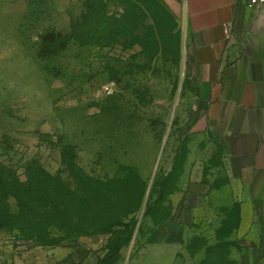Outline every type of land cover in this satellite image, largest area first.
<instances>
[{
	"label": "rangeland",
	"instance_id": "obj_1",
	"mask_svg": "<svg viewBox=\"0 0 264 264\" xmlns=\"http://www.w3.org/2000/svg\"><path fill=\"white\" fill-rule=\"evenodd\" d=\"M187 41L159 0H0V173L19 178L0 264L74 240H97L100 264H264Z\"/></svg>",
	"mask_w": 264,
	"mask_h": 264
},
{
	"label": "crops",
	"instance_id": "obj_2",
	"mask_svg": "<svg viewBox=\"0 0 264 264\" xmlns=\"http://www.w3.org/2000/svg\"><path fill=\"white\" fill-rule=\"evenodd\" d=\"M159 1L184 26L203 120L224 145L228 169L243 187L246 214L264 240V4ZM96 242L65 243L43 255L38 264H100ZM176 260V255L159 256L149 264ZM21 262L15 264H35L33 259Z\"/></svg>",
	"mask_w": 264,
	"mask_h": 264
},
{
	"label": "trees",
	"instance_id": "obj_3",
	"mask_svg": "<svg viewBox=\"0 0 264 264\" xmlns=\"http://www.w3.org/2000/svg\"><path fill=\"white\" fill-rule=\"evenodd\" d=\"M102 20H106L105 14H104V16H100V18L98 20H96V22L94 23V27L99 26V23ZM89 31H90V29H89ZM74 38H75L76 42H80L81 44H84V45L90 44V43H95V41H94L95 39L93 40V38H91L89 35H88V37L83 38L82 40L79 39L78 36H74ZM43 174H45L47 177H49L52 180L51 183L48 185L49 189H51L49 192L50 196L54 195L56 200H58V201L61 200L62 197L65 195L64 191L63 190L61 191V186H60L63 179L60 177L54 176L52 174H49L45 171H42L41 173L39 172L38 177L41 179L42 177H44ZM16 181H19V178H17V177L12 178L11 176H9L5 172H4V174L0 173V197L2 199V203L3 202L7 203L11 196L15 195L16 197H18L19 192H18V189L14 183ZM96 185H97L95 187L96 189H93V187H91L90 189L87 190V197L90 198L91 200H93V198L95 196L92 190L97 191V193H99L101 195L100 198H103L104 194L106 192V190H105L106 184L105 183L102 185H99V183H97ZM60 193H62L61 196H59ZM69 195H70V193L67 194L68 198H69ZM39 207H41V206H39Z\"/></svg>",
	"mask_w": 264,
	"mask_h": 264
},
{
	"label": "built area",
	"instance_id": "obj_4",
	"mask_svg": "<svg viewBox=\"0 0 264 264\" xmlns=\"http://www.w3.org/2000/svg\"><path fill=\"white\" fill-rule=\"evenodd\" d=\"M251 6H256V5H263L264 0H249Z\"/></svg>",
	"mask_w": 264,
	"mask_h": 264
}]
</instances>
